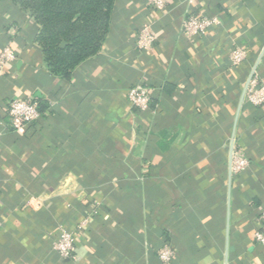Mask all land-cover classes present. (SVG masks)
<instances>
[{
	"label": "crops",
	"instance_id": "0c3cea01",
	"mask_svg": "<svg viewBox=\"0 0 264 264\" xmlns=\"http://www.w3.org/2000/svg\"><path fill=\"white\" fill-rule=\"evenodd\" d=\"M188 15L217 16L201 37ZM147 26L151 50L136 46ZM39 25L0 0V264H264L253 231L264 208V103L239 101L247 76L264 83V0H114L98 52L52 76ZM245 59L233 66V48ZM141 83L147 109L128 101ZM19 97L47 109L22 131L6 106ZM247 160L234 173L229 147ZM59 227L76 233L73 259L53 249Z\"/></svg>",
	"mask_w": 264,
	"mask_h": 264
},
{
	"label": "trees",
	"instance_id": "16d2710c",
	"mask_svg": "<svg viewBox=\"0 0 264 264\" xmlns=\"http://www.w3.org/2000/svg\"><path fill=\"white\" fill-rule=\"evenodd\" d=\"M15 1L39 25L36 42L48 72L65 80L78 64L98 54L114 8V0ZM36 102L41 115L47 104Z\"/></svg>",
	"mask_w": 264,
	"mask_h": 264
},
{
	"label": "built area",
	"instance_id": "2783aa9c",
	"mask_svg": "<svg viewBox=\"0 0 264 264\" xmlns=\"http://www.w3.org/2000/svg\"><path fill=\"white\" fill-rule=\"evenodd\" d=\"M168 0H149L151 7L155 10H164ZM191 2V0H188ZM219 24L217 16H197L188 15L181 26L183 35L189 39L206 35L210 28ZM153 35L148 31L147 26H143L137 33L136 46L139 50H151ZM16 58L15 52L10 46H5L0 51V69L4 65L12 63ZM233 66L237 67L245 59V51L240 47L231 49L229 55ZM255 71V70H254ZM250 73V72H249ZM254 75V72H253ZM249 80L244 97L254 106L264 103V83L258 82L254 77ZM128 101L130 105L145 110L148 107L150 96L147 87L141 83H136L128 90ZM6 113L9 123L16 131H22L30 123L40 118L37 102L15 97L10 99L6 106ZM247 166V160L232 148L230 170L234 173L242 171ZM255 241L264 245V208L261 209L256 228L253 231ZM76 233L72 230L59 227L56 242L53 249L65 259H73L75 251ZM158 259L168 264L174 257V250L167 244L162 245L157 251Z\"/></svg>",
	"mask_w": 264,
	"mask_h": 264
},
{
	"label": "water",
	"instance_id": "95a60500",
	"mask_svg": "<svg viewBox=\"0 0 264 264\" xmlns=\"http://www.w3.org/2000/svg\"><path fill=\"white\" fill-rule=\"evenodd\" d=\"M256 68V64L254 65V67L251 69L250 73L248 74L247 76V79H246V82L244 84V87H243V90H242V93H241V97H240V101H239V108L238 110L240 109V106H241V103H242V100L244 98V93H245V90H246V86L249 82V80L251 79L252 75H253V72ZM232 148H233V135H232V139H231V143H230V147H229V168H230V161H231V154H232Z\"/></svg>",
	"mask_w": 264,
	"mask_h": 264
}]
</instances>
